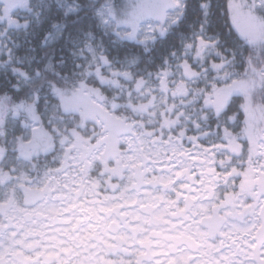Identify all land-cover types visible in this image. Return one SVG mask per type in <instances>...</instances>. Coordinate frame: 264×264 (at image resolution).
Returning <instances> with one entry per match:
<instances>
[{
    "label": "snow or ice",
    "instance_id": "1",
    "mask_svg": "<svg viewBox=\"0 0 264 264\" xmlns=\"http://www.w3.org/2000/svg\"><path fill=\"white\" fill-rule=\"evenodd\" d=\"M0 264H264V0H0Z\"/></svg>",
    "mask_w": 264,
    "mask_h": 264
}]
</instances>
